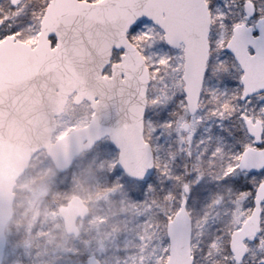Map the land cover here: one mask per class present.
<instances>
[{
  "label": "snow or ice",
  "instance_id": "obj_1",
  "mask_svg": "<svg viewBox=\"0 0 264 264\" xmlns=\"http://www.w3.org/2000/svg\"><path fill=\"white\" fill-rule=\"evenodd\" d=\"M68 65L99 87L85 83L46 113L36 127L48 144L28 158L43 163L62 144L67 180L75 155L91 156L103 191L144 217L124 264H264V0L0 4V77L37 69L20 103L43 100Z\"/></svg>",
  "mask_w": 264,
  "mask_h": 264
},
{
  "label": "rangeland",
  "instance_id": "obj_2",
  "mask_svg": "<svg viewBox=\"0 0 264 264\" xmlns=\"http://www.w3.org/2000/svg\"><path fill=\"white\" fill-rule=\"evenodd\" d=\"M4 2L0 0V4ZM146 111L151 115L153 110ZM209 123L212 122H205L196 134L208 135L204 128ZM213 130H216L214 124ZM159 142L167 146L168 140L161 136ZM227 149L228 145H225ZM96 151L104 154L102 147ZM177 159L179 162L180 158ZM42 160L43 163L41 159H31L16 181L13 213L6 225L8 244L4 256L11 248L14 250L11 264L14 261L26 264H86L84 257L90 255H94L100 264H124L128 254L135 251V226L144 217L137 216L128 207L122 192L103 191L110 182L106 180L105 173L92 166L91 156L87 153L83 152L73 162L67 180L63 171L56 170L47 155H42ZM73 195L79 196L89 210L76 222L78 236L65 233L58 212V207ZM196 211L198 209H194V214ZM42 231L44 235H41ZM2 264H9V261L3 259Z\"/></svg>",
  "mask_w": 264,
  "mask_h": 264
},
{
  "label": "water",
  "instance_id": "obj_3",
  "mask_svg": "<svg viewBox=\"0 0 264 264\" xmlns=\"http://www.w3.org/2000/svg\"><path fill=\"white\" fill-rule=\"evenodd\" d=\"M8 55L14 62L19 52L11 48L8 50ZM48 67H54V65ZM129 67L133 66L129 65ZM36 70V68L31 71L14 70L0 77V264L4 255L6 224L13 213V188L29 165L28 154L32 148L40 143L48 144L47 128L42 127L38 131L37 124L44 121L46 113L64 109L67 93L73 89L78 96L85 83L89 87H99L94 79H89V69L77 70L68 65L66 72L62 74L63 70L57 71L49 78L43 100L37 98L33 103L24 105L19 102V96L23 93H18V89H23ZM28 91H32V86H29ZM77 148L78 143L74 141L72 149L74 153L77 152ZM64 153L65 148L62 144L47 147L46 155L58 171H63L65 168ZM81 153L75 155L73 162ZM88 211L86 204L77 195L71 196L58 207L67 235H79L76 222L85 217ZM12 264L26 263L14 261ZM86 264H100V262L94 255H90L87 256Z\"/></svg>",
  "mask_w": 264,
  "mask_h": 264
}]
</instances>
